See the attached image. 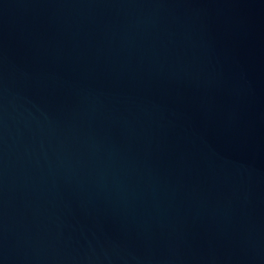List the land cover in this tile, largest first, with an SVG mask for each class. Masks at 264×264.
Returning <instances> with one entry per match:
<instances>
[{
  "label": "water",
  "instance_id": "1",
  "mask_svg": "<svg viewBox=\"0 0 264 264\" xmlns=\"http://www.w3.org/2000/svg\"><path fill=\"white\" fill-rule=\"evenodd\" d=\"M0 264H264V0H0Z\"/></svg>",
  "mask_w": 264,
  "mask_h": 264
}]
</instances>
